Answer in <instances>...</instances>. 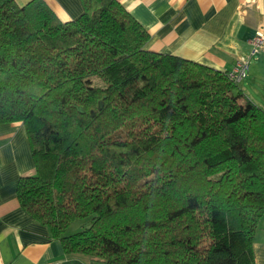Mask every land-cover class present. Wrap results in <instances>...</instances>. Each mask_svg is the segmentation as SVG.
Masks as SVG:
<instances>
[{
    "label": "trees",
    "instance_id": "trees-1",
    "mask_svg": "<svg viewBox=\"0 0 264 264\" xmlns=\"http://www.w3.org/2000/svg\"><path fill=\"white\" fill-rule=\"evenodd\" d=\"M80 1L62 21L0 0V124L23 123L34 162L20 206L103 264H255L264 108L225 71L146 49L120 1Z\"/></svg>",
    "mask_w": 264,
    "mask_h": 264
},
{
    "label": "crops",
    "instance_id": "crops-1",
    "mask_svg": "<svg viewBox=\"0 0 264 264\" xmlns=\"http://www.w3.org/2000/svg\"><path fill=\"white\" fill-rule=\"evenodd\" d=\"M15 1L22 5L28 0ZM44 1L62 21L74 19L82 12L80 0ZM118 1L149 32L146 49L221 71L230 69L240 56L247 54L256 28L264 30V0ZM245 92L254 101L248 88ZM33 172L31 147L23 123H1L0 264H103L64 253L60 241L50 236L46 225L20 206L17 180ZM252 246L255 264H264V213Z\"/></svg>",
    "mask_w": 264,
    "mask_h": 264
},
{
    "label": "rangeland",
    "instance_id": "rangeland-1",
    "mask_svg": "<svg viewBox=\"0 0 264 264\" xmlns=\"http://www.w3.org/2000/svg\"><path fill=\"white\" fill-rule=\"evenodd\" d=\"M258 77L256 78L255 76ZM258 81V83H256ZM96 83H99V80H95ZM238 85L243 89H249L250 94L254 97V101L259 105L264 106V48H262L258 53L252 56L249 60V66L246 70V76L238 82ZM257 87V91L255 90ZM246 95L247 92H245ZM249 96V95H248ZM73 222L70 226V231L76 229L78 224L81 221Z\"/></svg>",
    "mask_w": 264,
    "mask_h": 264
},
{
    "label": "built area",
    "instance_id": "built-area-1",
    "mask_svg": "<svg viewBox=\"0 0 264 264\" xmlns=\"http://www.w3.org/2000/svg\"><path fill=\"white\" fill-rule=\"evenodd\" d=\"M249 45L247 54L240 56L234 66L225 70L228 77L237 83L246 76L250 58L264 47V30L262 27L255 29L253 36L249 39Z\"/></svg>",
    "mask_w": 264,
    "mask_h": 264
}]
</instances>
